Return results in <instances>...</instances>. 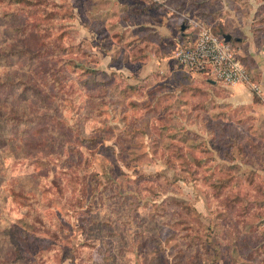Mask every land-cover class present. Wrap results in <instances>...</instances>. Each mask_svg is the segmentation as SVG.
Returning a JSON list of instances; mask_svg holds the SVG:
<instances>
[{
  "label": "rangeland",
  "instance_id": "374dc122",
  "mask_svg": "<svg viewBox=\"0 0 264 264\" xmlns=\"http://www.w3.org/2000/svg\"><path fill=\"white\" fill-rule=\"evenodd\" d=\"M189 17L253 85L177 61ZM0 49L38 53L0 63L2 264H264V0H0Z\"/></svg>",
  "mask_w": 264,
  "mask_h": 264
},
{
  "label": "built area",
  "instance_id": "2783aa9c",
  "mask_svg": "<svg viewBox=\"0 0 264 264\" xmlns=\"http://www.w3.org/2000/svg\"><path fill=\"white\" fill-rule=\"evenodd\" d=\"M187 24L193 28L189 31L191 38L175 52V58L181 65L231 87L253 85L248 68L224 36L216 34L197 18L189 17Z\"/></svg>",
  "mask_w": 264,
  "mask_h": 264
},
{
  "label": "trees",
  "instance_id": "16d2710c",
  "mask_svg": "<svg viewBox=\"0 0 264 264\" xmlns=\"http://www.w3.org/2000/svg\"><path fill=\"white\" fill-rule=\"evenodd\" d=\"M4 1H7L8 3L13 4V5H19V4L27 5V4H30V2H31V0H4ZM186 24H185V26L187 28L188 25H186ZM16 28L17 27H13V28H11V30L14 31ZM226 34H229V33H226ZM230 44L236 50V48L234 46L235 45L234 41L231 40ZM236 52H237V50H236ZM20 55L28 56L34 60L36 59V57H38V53H32V52L27 51V50L5 51V50L0 49V63H6L10 60V58L18 57ZM238 57H239V55H238ZM182 66L184 67V65H182ZM249 72H250V70H249ZM23 84H25V83H23ZM3 85H5V83H0V87ZM26 86H30V85L26 84ZM30 88L34 90V94H36V97H37V95H39L41 97V95H42V91H41L42 89L41 88H39L38 86H35V85H33ZM254 100L256 102H260V99L258 98V95L256 93H254ZM29 122H30L29 116H20V115H16V114L6 116L5 114L1 113V111H0V140L2 137L5 136L6 131H8V129L10 127H13V128L14 127L15 128L20 127V126L24 127V126H27L29 124ZM0 264H2L1 260H0Z\"/></svg>",
  "mask_w": 264,
  "mask_h": 264
},
{
  "label": "crops",
  "instance_id": "0c3cea01",
  "mask_svg": "<svg viewBox=\"0 0 264 264\" xmlns=\"http://www.w3.org/2000/svg\"><path fill=\"white\" fill-rule=\"evenodd\" d=\"M232 35V34H231ZM238 39H240V40H238ZM237 40L238 41H241V38H237ZM252 43V42H251ZM249 51L253 54V56H254V53H253V51H252V49H251V46L249 47ZM260 54H264L263 52H262V50L260 51V53H258V52H256V60L260 63V67H261V70H262V73L264 74V68L262 67V64H261V60H263L262 58H261V55ZM263 89H264V84H263Z\"/></svg>",
  "mask_w": 264,
  "mask_h": 264
},
{
  "label": "water",
  "instance_id": "95a60500",
  "mask_svg": "<svg viewBox=\"0 0 264 264\" xmlns=\"http://www.w3.org/2000/svg\"><path fill=\"white\" fill-rule=\"evenodd\" d=\"M224 38H225V40L227 42H230L233 39V36L231 34H225L224 35ZM238 40H240V39H238Z\"/></svg>",
  "mask_w": 264,
  "mask_h": 264
}]
</instances>
